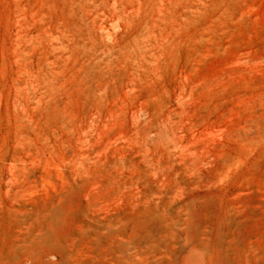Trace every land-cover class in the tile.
<instances>
[{
  "label": "rangeland",
  "instance_id": "rangeland-1",
  "mask_svg": "<svg viewBox=\"0 0 264 264\" xmlns=\"http://www.w3.org/2000/svg\"><path fill=\"white\" fill-rule=\"evenodd\" d=\"M0 264H264V0H0Z\"/></svg>",
  "mask_w": 264,
  "mask_h": 264
},
{
  "label": "bare ground",
  "instance_id": "bare-ground-1",
  "mask_svg": "<svg viewBox=\"0 0 264 264\" xmlns=\"http://www.w3.org/2000/svg\"><path fill=\"white\" fill-rule=\"evenodd\" d=\"M157 46L158 45L153 41H150L144 44L140 43V48H143L141 49V51H144L145 53L147 52V50H149L151 54H156L155 51H156ZM13 48H14V53H15V65H16L15 66V71H16L15 84H16L17 91H20L22 88V79H21L20 73L22 69L21 61H22L23 41H22V33L20 29V24L18 21H17V25L15 29ZM16 104L18 108L19 106L18 98L16 99Z\"/></svg>",
  "mask_w": 264,
  "mask_h": 264
}]
</instances>
